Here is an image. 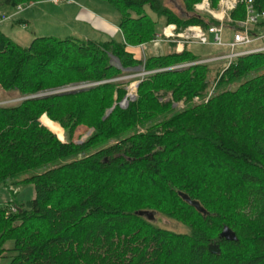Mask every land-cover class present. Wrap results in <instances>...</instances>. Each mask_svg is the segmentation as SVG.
<instances>
[{
    "label": "trees",
    "instance_id": "trees-1",
    "mask_svg": "<svg viewBox=\"0 0 264 264\" xmlns=\"http://www.w3.org/2000/svg\"><path fill=\"white\" fill-rule=\"evenodd\" d=\"M38 1L0 0V11L10 14ZM103 1L118 13L119 39L35 36L22 46L0 32V89L23 97L15 105L0 104V185L51 164L19 181L34 185L32 199L0 204V257L7 256L8 264H264V51L216 68L208 62L172 68L202 59L186 46L141 62L126 47L151 39L158 20L160 26L204 30L216 21L194 11L200 0H180L179 14L162 0ZM209 1L215 8L217 0ZM252 7L264 13V0H252ZM244 16L237 2L223 30L232 33ZM248 31L264 33V20ZM140 63L145 74L122 107L129 81L121 77ZM211 76L216 87L238 83L205 102L188 103L205 95ZM72 82L94 84L25 98ZM159 94L170 99L159 101ZM179 100L188 104L85 154L168 114ZM43 115L62 127L65 141L48 128L53 123L46 116L48 127L41 123ZM81 125L93 131L78 144L72 138ZM140 210L175 220L187 232L160 228ZM224 228L228 233L221 236Z\"/></svg>",
    "mask_w": 264,
    "mask_h": 264
},
{
    "label": "rangeland",
    "instance_id": "rangeland-1",
    "mask_svg": "<svg viewBox=\"0 0 264 264\" xmlns=\"http://www.w3.org/2000/svg\"><path fill=\"white\" fill-rule=\"evenodd\" d=\"M39 2H41V1L34 2L30 5H24L23 4V11L19 12V16L21 18L28 20V23H27V24H29L28 27H22L20 24L14 23L12 25L8 24V25H10L9 29L8 28L2 29V27H4L6 25V24H3L0 26V30L7 37H9L11 40H13L14 42H16L22 46H27L35 36H54L57 38L68 37V36L72 35L70 29L76 28L77 26L81 30H83L84 33H81V34H86V35L90 34L91 29L89 28V26L79 25L72 20H69V22H67V26H65V27L55 26L56 22L53 21L54 20L53 16L49 15L51 12V4L46 3V2H41L39 4ZM79 2L86 4L90 8L96 10L97 12H101V14H103V16H105V17L113 18L112 15L114 14L115 17L118 18V13L116 12V10L106 1H103V0H79ZM162 3L176 14H179L182 10L180 0H162ZM30 11H32L34 13L32 16L28 15ZM148 13L153 19H155V16L151 12L148 11ZM0 14H1V11H0ZM200 14H203V13H200ZM2 22H4V21H2ZM11 27L14 28L13 29L14 31H11V29H10ZM159 28H160V21L158 20L156 23V32L157 33L159 32ZM92 36H94V35H92ZM79 38L80 39H87V38H96V37L89 36V37L83 38V35H80ZM207 39H208V41H211V35L210 34L207 35ZM230 39H231V33L224 29L222 32V41L228 42V41H230ZM142 43H144V42H142ZM186 48L189 49L190 51H192V53L194 55H196L198 58H202L201 60H203V59L206 60V62L210 63V66H213V68L223 67L225 65V62H226L225 58L215 59L213 57H218V56H221V55L227 53V51H228L227 47L213 46V45L187 44ZM170 49H171L170 44H168L165 41H162L155 47L148 46L147 49L145 50V54L146 55H165ZM111 62L115 65L117 64L116 59L113 57L111 58ZM141 62H143V61L141 60ZM128 71H129L128 74L121 77L122 80L129 81L127 84V87H126L127 93H128V89L132 90L129 92H132L133 97L131 99L128 98L127 103L134 99L136 85L139 82V80H141L142 76L145 74V72H144V74L141 75V72L143 71L141 63L138 66H136L135 68L128 70ZM258 71H259V69L254 71V72L256 73ZM251 75H253V74H251ZM248 77H250V74L245 76L244 79H246ZM213 79H214V77L211 76L210 81H209L210 82L209 87H208L205 95H203V96H200V95L197 96L196 95L197 100L193 99V97H194L193 96L189 100L188 103L194 104V103L205 102L213 93H215L219 90H225V89L233 88L238 83V82L226 83L220 87H216V86H214L215 81L213 82ZM93 84L94 83H88V82H72V83L62 85L61 87H58V88L39 92L38 94H44V93L45 94H47V93L57 94V92L65 91V90L67 91V90H71L73 88L83 89V88L92 86ZM22 99H23V97L20 96V94L16 90L5 91V90L0 89V104H2V105H15L18 102H20ZM168 99H170L169 94H166L165 96H161L159 94V97H158L159 101H167ZM127 103L125 105H121V104L120 105L122 107H126ZM188 103H186L184 100H179V101L172 104L174 109H172V111H170L168 114L159 116V118L156 117L149 122L139 124L138 126L133 128L132 130H129L128 132H126V133H124V134H122L116 138H113V139H111V140H109L103 144H98V145L92 147L91 149L87 150L85 154H87L89 152H93L94 150L101 148V147H104L107 144H111L113 142H116L117 140H119L125 136H128V134H130L134 131H143L147 126L151 125L152 123L156 122L157 120L163 119V118L169 116L170 114L175 113L176 111L183 109L186 106V104H188ZM44 116H46V115H43L40 118V121L43 125H45V123L43 122ZM50 121L53 123V126L52 127H48L47 125H45V126H47L52 132H54L58 136V138L61 139V141H65L66 138H65L64 130L62 129V127L58 123L53 122L52 120H50ZM92 131H93L92 128H89L87 126H83V125L78 126L74 135H73L72 140L78 144L82 143L91 135ZM63 160L64 159L58 160L57 163L59 162V164H60V163L64 162ZM49 166H51V164H48V165L43 166V167L27 170L21 174H18L12 180L8 181L7 187L0 185V204L8 203L12 199H15L17 202H22V201L32 199L34 197V194H35L34 185L32 183H20L19 181L21 179H23L24 177H28V176H31L34 174L41 173V172L45 171L46 168H48ZM13 182H18V184H16V183L14 184ZM8 188H10L11 190H8ZM150 221H151V223H153L154 225H156L160 228H164V229H167V230H170L173 232H177V233L187 232V228L183 224H181L175 220L168 219V218H166V217H164L158 213H153ZM11 246H12V241H7L5 244V247L9 248ZM8 262H9V258L7 256L0 257V264H8Z\"/></svg>",
    "mask_w": 264,
    "mask_h": 264
},
{
    "label": "built area",
    "instance_id": "built-area-1",
    "mask_svg": "<svg viewBox=\"0 0 264 264\" xmlns=\"http://www.w3.org/2000/svg\"><path fill=\"white\" fill-rule=\"evenodd\" d=\"M44 1L49 2L53 5L74 2V0ZM237 2H242L244 5V19L236 22L237 29L231 33L230 41L223 42V22L225 20H228L229 12L234 9ZM22 9L23 4H20L17 5L14 11L10 14H1L0 22L11 19ZM193 9L196 13L209 15L216 21V24L210 25L206 28V30H204L198 25H186L182 28H178L173 23H167L163 25L159 33H155L151 39H149L147 42L139 44L141 50H144L146 44L155 47L162 41L173 43V51L175 53H180L183 50L184 46H186L187 44L224 46L228 48L227 53L218 57H213L215 59L225 58L226 62L224 67H227L230 64L231 60L235 57L246 55L252 52L264 51V33L253 35L248 31L249 25L255 23L258 19L264 20V13H257L253 10L252 0H217L215 8L211 7L209 0H200L193 5ZM208 34L211 35V41H208L207 39ZM143 59L144 58H141L142 61ZM203 62H206V60L200 59L197 61L184 62L173 65L172 68L185 67L190 64ZM143 74L144 72L142 71L141 75ZM129 91L132 90L128 89V93L120 103L121 105H125L127 103V99H131L133 97L132 92ZM196 98L197 96L193 97V99Z\"/></svg>",
    "mask_w": 264,
    "mask_h": 264
},
{
    "label": "crops",
    "instance_id": "crops-1",
    "mask_svg": "<svg viewBox=\"0 0 264 264\" xmlns=\"http://www.w3.org/2000/svg\"><path fill=\"white\" fill-rule=\"evenodd\" d=\"M41 2H46V1H41ZM41 2H39V4ZM21 11H23V9ZM33 14L34 13L30 11L28 15L32 16ZM49 15L53 16L54 18L53 21L56 22L55 26L57 27H65L67 26V22H69V20H72L79 25L89 26V28L91 29L90 34L86 35V34H81L84 32L78 26L76 28H71L70 31L71 34L73 35V36L70 35L71 37L80 39L79 38L80 35H83V38L91 36L96 38H87V39H92L96 41H104L110 38L119 39L121 37V33L118 27V18L115 17L114 14L112 15L113 18L105 17L103 16V14H101V12H97L96 10L87 6L86 4L79 2V0H74L73 3H61L59 5L51 4V12ZM14 23L20 24L22 27L29 26V24H27L28 20L21 18L19 16V12L16 13L11 19L5 20L4 22H0V26L6 24L4 27H2V29L3 28L9 29L10 25L8 24L12 25ZM162 26H160L159 31L161 30ZM10 29L11 31H14L13 27H11ZM0 32L2 31L0 30ZM167 43L170 44L171 49L166 54L174 52L173 51L174 44L170 42ZM148 46L149 45L146 44L144 50H141L139 44L128 45L126 47V50L128 51V53L132 55L134 59L141 60V58L150 56L145 54V50L147 49ZM3 186L6 187L7 184Z\"/></svg>",
    "mask_w": 264,
    "mask_h": 264
},
{
    "label": "water",
    "instance_id": "water-1",
    "mask_svg": "<svg viewBox=\"0 0 264 264\" xmlns=\"http://www.w3.org/2000/svg\"><path fill=\"white\" fill-rule=\"evenodd\" d=\"M77 90H81V88H73V89H71V90H67V91H66V90H65V91H60V92H57V94H58V93H63V92H72V91H77ZM49 94H51V93H47V94H45V93H44V94H34V95H29V96H27V97H25V98H40V97L47 96V95H49ZM59 139H60V138H59ZM60 140H61V139H60ZM178 195H179V196L182 198V200H184L187 204H189V205L195 207L198 211H202V209L199 207L198 203H197L196 201H194V200L189 199V197H188L186 194H184V193H182V192H178ZM136 213H137L138 215H144L148 220H150V219L152 218V214H151L150 212H147V211L140 210V211H137ZM227 233H228L227 229L224 228V229L221 231L220 235H221V236H223V235L226 236ZM207 249H208L209 252H211V253H215V254L218 253V248H217L216 245L208 244Z\"/></svg>",
    "mask_w": 264,
    "mask_h": 264
}]
</instances>
